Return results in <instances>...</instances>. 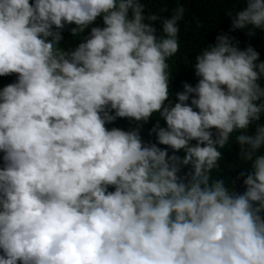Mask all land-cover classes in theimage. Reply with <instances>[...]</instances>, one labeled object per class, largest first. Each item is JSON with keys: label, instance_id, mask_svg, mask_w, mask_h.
Instances as JSON below:
<instances>
[{"label": "clouds", "instance_id": "obj_1", "mask_svg": "<svg viewBox=\"0 0 264 264\" xmlns=\"http://www.w3.org/2000/svg\"><path fill=\"white\" fill-rule=\"evenodd\" d=\"M76 5L0 0V264H264L251 166L225 173L219 134L198 167L199 147L174 165L137 105L160 84L131 64L129 92L103 83L131 51L112 52L115 31L72 34Z\"/></svg>", "mask_w": 264, "mask_h": 264}, {"label": "trees", "instance_id": "obj_2", "mask_svg": "<svg viewBox=\"0 0 264 264\" xmlns=\"http://www.w3.org/2000/svg\"><path fill=\"white\" fill-rule=\"evenodd\" d=\"M72 1L77 9L64 17L72 34L83 40L96 30L115 31L112 52L131 51L116 53L113 67L97 68L103 83L115 77L117 88L129 92L125 64H131L149 88L160 84L139 92L137 105L149 115L144 128L163 131L173 164L186 165L191 154L182 151L199 147L191 157L198 167L216 149L211 137L223 135L233 152L223 169L240 175L251 166L242 182L257 192L247 204L264 219V0ZM141 87L133 81L134 91ZM194 180L190 175L187 188Z\"/></svg>", "mask_w": 264, "mask_h": 264}]
</instances>
